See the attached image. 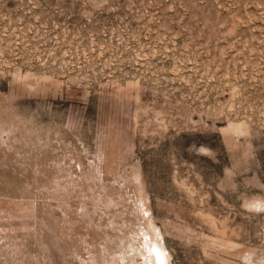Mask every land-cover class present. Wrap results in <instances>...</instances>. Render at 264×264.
<instances>
[{"label": "rangeland", "instance_id": "obj_1", "mask_svg": "<svg viewBox=\"0 0 264 264\" xmlns=\"http://www.w3.org/2000/svg\"><path fill=\"white\" fill-rule=\"evenodd\" d=\"M156 247L264 264V0H0V264Z\"/></svg>", "mask_w": 264, "mask_h": 264}, {"label": "bare ground", "instance_id": "obj_2", "mask_svg": "<svg viewBox=\"0 0 264 264\" xmlns=\"http://www.w3.org/2000/svg\"><path fill=\"white\" fill-rule=\"evenodd\" d=\"M154 252V251H153ZM155 253L157 254V257H158V261H159V264H165L164 263V256H163V254L161 253V251L156 247L155 248Z\"/></svg>", "mask_w": 264, "mask_h": 264}]
</instances>
